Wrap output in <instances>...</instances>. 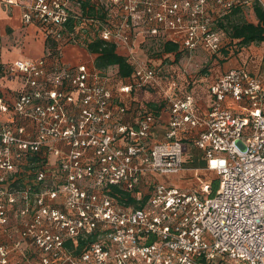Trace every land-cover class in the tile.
Instances as JSON below:
<instances>
[{
	"label": "built area",
	"instance_id": "2783aa9c",
	"mask_svg": "<svg viewBox=\"0 0 264 264\" xmlns=\"http://www.w3.org/2000/svg\"><path fill=\"white\" fill-rule=\"evenodd\" d=\"M255 2L264 6L0 0L19 4L24 22L41 26L57 49L95 37L116 42L133 64L118 90L152 85L170 102L158 139L161 114L140 103L137 118L124 119L125 97L108 83L118 73L113 66L66 62L50 50L0 57V264H264V77L230 68L211 83L212 102L201 113L195 95H176L178 78L135 45L142 35L219 53L227 39L218 19L235 5L255 14ZM12 80L15 87L6 86ZM195 126V143L217 177L193 167V188L171 184L161 176L186 168L181 132Z\"/></svg>",
	"mask_w": 264,
	"mask_h": 264
},
{
	"label": "crops",
	"instance_id": "0c3cea01",
	"mask_svg": "<svg viewBox=\"0 0 264 264\" xmlns=\"http://www.w3.org/2000/svg\"><path fill=\"white\" fill-rule=\"evenodd\" d=\"M22 14V7L19 4H0V57L2 60L11 61L16 56L40 57L48 51L46 36L42 35L36 22H24ZM224 33L227 40L225 45L219 50V53L214 54L203 48L190 51L192 52V56H199L205 53L209 55V60L211 61L209 68L200 73H189L187 67L180 65L178 62L171 61V59L175 60L179 57L183 49L178 47L175 50H164V39L162 38L138 35L135 45L139 53L142 52L145 54L143 56L141 53V56L145 60L153 61L161 67L162 74L169 73L171 76L178 78L179 85L175 90L176 95L177 93L192 92L195 95L197 109L201 113H206L209 111L208 109L213 98L210 92L211 83L230 68L242 66L264 77V40L261 42L252 41L246 45L232 49L231 45L232 43L234 44L237 38L234 37L233 39L226 32ZM156 41L162 43L161 53L152 54L154 56L147 53L148 51L144 53L145 48L143 47H148V44ZM119 50L124 51L125 49L122 47ZM60 55L62 60L64 59V61L70 63L86 61L89 65L95 64L96 54L90 52L83 43L65 44L60 51ZM120 78L118 73L117 75H112L108 79V83L114 88L116 94H121V96L123 94V97H125L128 108L125 111L124 119L133 122L140 113L139 104L141 102L145 101L147 104L151 101L154 102L156 105L155 107L151 106L152 109L161 114V122L157 125L155 135L158 139H162L166 129L165 123L170 115V102L168 97L164 92L156 90L157 88L151 89L149 87L134 88L131 93L121 92L118 90L120 80L126 79ZM163 82L169 83L166 79H163ZM16 84L17 82L12 80L8 81L6 86L15 87ZM198 131L199 127L195 126L181 132L186 154V168L177 174H165L161 176L167 182L193 188L196 183L193 184L190 181L191 174L193 173L191 168L197 167L202 170H207V158L203 154V150L196 145L194 139ZM10 218L11 222L15 224L16 229H18L20 218L14 208L10 210ZM0 237H4L1 228Z\"/></svg>",
	"mask_w": 264,
	"mask_h": 264
},
{
	"label": "trees",
	"instance_id": "16d2710c",
	"mask_svg": "<svg viewBox=\"0 0 264 264\" xmlns=\"http://www.w3.org/2000/svg\"><path fill=\"white\" fill-rule=\"evenodd\" d=\"M254 9L256 20L247 19L245 17L242 6L235 5L232 10L218 19L217 26L221 27L224 32H226L233 39L234 37L237 38L235 39V41L238 42V46L246 45L252 41L261 42L264 40V6L259 2H255ZM46 41L47 49L50 50V52H52L53 54L60 55L61 50L59 48H56L57 42L48 38H46ZM85 45L90 52L96 54L95 65L98 68L103 69L112 66L116 67L119 75L124 77L132 73L133 64H131V62L129 61L126 53L119 50L116 42L100 37H95L90 41H87ZM177 48L178 43L176 41L173 42L164 40V50H175ZM141 103L145 107L150 108L152 111H154L151 107H155L156 104L154 102L151 101L147 104L144 101ZM217 184L218 183L216 182L215 187L217 186ZM116 189L122 191L123 195H127L130 203H137L136 200L130 195L129 191L122 188L120 189L119 187H116Z\"/></svg>",
	"mask_w": 264,
	"mask_h": 264
},
{
	"label": "rangeland",
	"instance_id": "374dc122",
	"mask_svg": "<svg viewBox=\"0 0 264 264\" xmlns=\"http://www.w3.org/2000/svg\"><path fill=\"white\" fill-rule=\"evenodd\" d=\"M244 14H246V13H244ZM254 16H255V14L254 13L251 14L249 11L246 14V18L247 19L248 18L252 19ZM36 25H37V27L40 28V31H41L42 35L46 36L45 30L42 29L41 26H38L37 23H36ZM73 43H75V42H73ZM73 43H68V44H73ZM147 46L148 47H146V46L143 47V48H145L144 49L145 50L144 53H146L148 51L147 53H149L151 56H154L158 52L161 53L160 52L161 51L160 49H161L162 43H160L159 41L152 42V43L148 44ZM152 54H154V55H152ZM142 55L144 56L145 54L142 53ZM17 57L18 56L14 57V59L17 58ZM34 58H39V57H34ZM171 61L178 62V63H180V65H182L184 67H187L189 69L188 70L189 73H191V72L192 73H195V72H197V73L198 72L199 73L200 72H204L205 69L209 68V63H211V61L209 60V55L208 54L205 53V54H203V55L201 54L199 56H195V55L192 56V52H190L188 50H185V49L183 51H181V54L179 55V57H177L175 60L171 59ZM113 68H114L115 71L117 70L116 67H113ZM147 87H149L151 89L152 88L153 89H156L152 85H148ZM156 90H158V89H156ZM198 172L200 173L201 176L205 177L206 179H211V177L212 178H216L217 177L216 171L215 170H212V169H208V170H206V169L205 170L204 169L203 170L200 169ZM191 175L192 176L190 178V181H192L193 184L194 183L198 184L199 181L197 179L196 173H192Z\"/></svg>",
	"mask_w": 264,
	"mask_h": 264
}]
</instances>
